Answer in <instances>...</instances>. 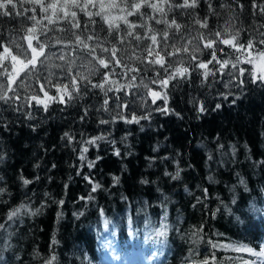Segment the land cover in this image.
<instances>
[{
  "label": "trees",
  "instance_id": "1",
  "mask_svg": "<svg viewBox=\"0 0 264 264\" xmlns=\"http://www.w3.org/2000/svg\"><path fill=\"white\" fill-rule=\"evenodd\" d=\"M110 2L119 4L121 0H105L106 4ZM209 2L214 13L209 11L205 0H200L195 9L173 7L171 10L162 0H151L163 9L164 15L145 7L141 11L146 12V16L132 15L127 19L138 25L131 29L136 35H150L148 28L157 33L167 30L170 42L181 45H186L188 40L198 43L193 38L198 33L207 34V29L196 23L204 17H207L209 27L216 31H222V27L230 22L234 25L233 31L240 30L241 41L254 38L258 42L261 39L264 17L252 14L253 0ZM237 4H243L244 9L241 11ZM34 7L20 2L13 10L19 15L14 18L0 16L3 21L0 38L5 42L15 39L26 46L22 37L26 27L35 24V20L25 18L33 15L41 21L39 27L44 31L70 27L62 21L49 25L42 11L35 14L31 11ZM77 12L81 29L73 31L82 33V39L100 29L103 22L94 17L97 23L89 25L85 31L83 25L89 18L79 10ZM118 12L119 9L113 10V22H119ZM173 18L182 26L175 36L173 28L155 22ZM120 27L126 33V26L121 23ZM104 28L107 29L106 24ZM181 33L183 38L178 41ZM98 34L104 38L107 32L98 31ZM48 35L74 41L67 32L49 31ZM123 39L124 43L118 44L123 50L121 58L141 71L128 73V76L136 75L132 82L135 87L117 92L112 86L113 91L107 93L108 105L103 104L104 92L91 88L84 81L81 87H87V93L66 105L50 103L48 112H44L42 106L39 111L27 106L29 102L35 104L26 97L33 95L39 87L37 77L44 82L52 73L53 83L63 80L66 73L61 68L67 69L69 65L59 60V55L65 54L66 61L75 60L74 72L87 74V67L81 65H87L90 57L85 52L73 53L71 48L63 45L48 49L49 54H56L48 63L61 67L38 66L37 72L28 78L21 72L16 83L11 85L13 91L7 92L11 99L8 103L0 100V223L5 221L9 211L25 205L20 217L8 222L5 231H0V264H43V260L53 253L57 257L56 264H135L141 258L145 264H202L205 259L209 264H242V260L255 259L246 252L222 246L246 244L259 251L264 245V86L248 84L241 93L234 84L225 87L230 77L217 74L202 82V77L198 76L200 70H197L190 79L169 83L167 106L174 111L164 115L152 111L156 105L141 85L143 80L150 88L157 89L151 81L159 79L157 72L163 74L158 65L147 63L153 57L144 51V45L151 41H136L126 34ZM52 43L49 41L50 45ZM87 43L95 46L97 41ZM188 47L191 52V45ZM199 47L203 49V44ZM219 47L231 51L223 44ZM207 51L203 49L202 53L193 54L204 59ZM97 53L108 55L100 53L99 49ZM222 55L218 53V57ZM137 56L143 62L136 60ZM180 58L189 61V56L184 53L166 60L175 63ZM237 67L249 66L240 64ZM230 70L236 72V69ZM124 72L125 69L117 68V74L109 79L127 85L129 80ZM89 79L98 83L101 77L95 75ZM0 83L8 87L6 77L0 76ZM47 87L52 95L55 88ZM220 93L230 95L225 100ZM39 95L43 97V93ZM17 96L19 99L15 98ZM116 97L122 99L117 101ZM193 101L206 105L207 111L198 113ZM124 102L128 103L127 109L116 107L117 103ZM161 103L157 100V104ZM217 103L221 108L213 110ZM105 107L109 111L105 112ZM85 108L88 115L82 121L80 117ZM148 111H152L150 119L141 120L139 124L125 123L117 116L120 113L129 118L133 112L140 115ZM27 112H33L35 119H27ZM114 116L117 118L113 122ZM101 120L109 123L101 124ZM30 125H36V130L33 131ZM65 132L73 137L71 142L64 137ZM98 136L106 139L97 140L96 145L84 143ZM82 147L88 148L84 161L79 159ZM117 149L119 156L115 155ZM97 156L102 159L96 161ZM88 161H96L92 169L87 167ZM177 168L182 169L179 180L164 175L165 172L175 174ZM85 175L101 187L92 192V185L83 178ZM209 176L216 182H210ZM113 177H119V182H114ZM23 179L31 183L24 185ZM241 179L244 184H240ZM142 180L147 183H141ZM205 189H208L207 197ZM89 196L93 198L81 199ZM165 211L166 240L154 234L161 226ZM212 213H215L214 217ZM104 219L111 221L107 229ZM53 240L58 243L53 244ZM209 240L218 247L212 248Z\"/></svg>",
  "mask_w": 264,
  "mask_h": 264
},
{
  "label": "snow or ice",
  "instance_id": "2",
  "mask_svg": "<svg viewBox=\"0 0 264 264\" xmlns=\"http://www.w3.org/2000/svg\"><path fill=\"white\" fill-rule=\"evenodd\" d=\"M20 2L34 5L35 7L31 9L34 14L38 13V11H42L45 14L44 19H47L49 25H55L56 22L62 21L65 24L70 25V27L59 29L53 27L48 29V31H44L42 27H39L41 21L36 19V15H33L25 18L26 20H35V24L26 27V34L22 37L26 42V46L25 44L17 42L15 39L5 42L0 38V70H2L0 71V76L6 77L8 84V87L5 88V85L0 83V100H3L5 103H8L9 99H11L7 95V92L13 91L11 85L16 83L21 72L25 73V78H28L37 72L38 66L61 67L59 65H50L48 63L52 56L56 55L55 53L49 54L48 49L50 46L55 47L57 45H63L66 48H71L73 53L77 51L85 52L86 55L90 57L87 65H81L82 67H87V74L84 72H74L75 60L66 61L65 54L59 55L58 59L65 61L69 65L67 69L61 68V70L66 73L63 80H67L68 82L64 83L63 80H61L60 82L53 83L50 78L53 75L52 73H49V77H46L44 82H40L39 77H37L39 87L35 90L33 95L26 97L27 100L34 101L35 104L29 102L27 106L33 108L35 111H39L42 106L43 111L48 112L50 103L66 105L68 102L87 93L89 89L87 87H81V83L84 81H86L87 85H90L91 88H99L103 91L106 97L103 104L108 105L109 100L107 98V93L113 91L112 86H115V91L117 92L123 91L125 88L135 87L136 85L132 82L135 81L137 77L136 75L128 76V73H138L141 71L138 67H132L129 64H126L120 56V53L123 50L118 47V44L124 43V34L134 37L136 41H142L145 39L150 40V44L144 45V51L147 52L149 56L153 57L152 59L147 60V63L150 65H158L159 68L163 70V74L157 72V75L159 76L158 80L153 79L151 81L152 84L158 86L157 89L150 88L147 83H144L143 80H141V85L147 90L148 95L151 97L152 104L156 105L152 111L164 115L173 113L174 110L167 106L169 97L167 89L169 83L171 81H177V83H179L180 81L190 79L192 74L196 73L197 70H200L198 76L202 77V82L207 81L210 76L215 77L217 74L230 77L231 79L225 84V87L234 84L235 87L241 89V93L246 89L248 84H259L264 86V47H260L264 46V32H260L261 39L258 42H255L254 38H248L246 41H241L240 30L233 31L234 25H231L230 22L227 26L222 27V31H216L209 27L208 19L207 17H204L203 19L196 20V23L201 28L207 29V34L198 33V35L193 38L198 43H193V40H188L186 45H181L178 42L171 43L169 40V32L167 30L157 33V31L152 28H148L150 35H136L131 29L138 27V25L133 21H129L127 19L128 16L136 15L138 18L146 16L147 13L141 11V9L145 7L159 11L161 15L165 14L163 9L159 8L157 4L151 3V0H121L119 4L112 2L106 4L105 0H15V2L14 0H0V16L14 18L15 15H19V13H14L13 10L17 7V3ZM162 2L168 5L169 10L173 7L179 9H195L200 4V0H162ZM205 2L208 4L209 11L214 13L215 10L209 0H205ZM222 7H229V5H222ZM237 7L241 11L244 9L243 4H237ZM251 7L254 9L252 13L253 15L259 14L264 17V2L257 3L256 0H253ZM91 9L96 10L92 11ZM105 9H107V11ZM114 9H119V12L117 13L119 22H113L111 19ZM77 10L84 13V15L89 18L83 25L85 31L89 29V25H95L97 23L94 17H99L103 23L100 25L98 31H106L107 35L104 38H101L98 31H95L93 35H88L82 39V33L78 34L76 31H73V29H81V18H78ZM121 12L124 13V15H120ZM2 22L3 21H0V23ZM155 22L157 24L164 23L168 28H173L175 30L173 33L174 36L176 33H180L182 27L177 23L175 18L171 21L157 19ZM121 23L126 26V33L124 29H121ZM105 24L107 25L106 30L104 28ZM146 26L147 25H145V27ZM261 27H264V25H261ZM49 31L70 33L71 37H74V41L67 38L51 37L48 35ZM0 37H2V34H0ZM41 37H44V39ZM109 37H111L110 40ZM182 38L183 34L181 33L177 40L179 41V39ZM92 40L97 41L95 46L87 43V41ZM49 41H53V43L50 45ZM200 43L203 44V49H208L204 59H198V57L193 54L195 52H203V49L199 47ZM220 44L230 48L231 51H225L224 48L219 47ZM188 45H191L192 47L191 52H189ZM97 49H99L100 53H108L107 57L98 54ZM181 53L189 56L188 62H185L183 58L178 59L175 63L166 60L167 57H179L181 56ZM218 53H222L223 55L218 57ZM79 58L80 57L77 56V59ZM129 58L131 59V57ZM144 59H147V57H144ZM136 60L143 62L142 58L139 56L136 57ZM240 64L251 65V67L238 68L237 66ZM18 65L20 66L19 68L17 67ZM210 65L212 67H210ZM217 65L219 67H217ZM117 68L125 69L123 75L129 80L127 85H120L117 81L109 79L111 75L117 74ZM100 69H104L105 71H101ZM230 69H236V72L234 73ZM95 75L101 77L100 82L93 83L92 80L89 79V76ZM22 83L23 81H21V84ZM106 84L109 85V87L105 88ZM47 86L55 88V92L52 95H49V88ZM159 89H164L165 91H160ZM39 93H43V97H41ZM125 94L127 95V93ZM220 95L223 99L227 100L230 93H220ZM15 98L19 99L18 96ZM121 99V97H116L117 101H120ZM237 99H239V97H237ZM157 100H160L163 103L157 104ZM193 102L197 104L196 111L198 113L203 114L207 111V107L203 103L196 101ZM232 103H235V100H233ZM116 107L127 109L128 103H117ZM220 108L221 104L217 103L213 110ZM63 110L64 109H61V111ZM104 111L107 112L109 109L105 107ZM152 111L140 115L133 112L130 114L129 118H125L120 113H117V116L120 119H123L125 123L139 124L141 120H149ZM87 115L88 111L87 108H85L84 115H82L80 119L83 121ZM176 115H179V113H176ZM25 116L29 120L35 119L33 112H27L25 113ZM116 118V116L113 117V122ZM197 118L199 119V116H197ZM100 123L107 124L109 121L101 120ZM30 127L33 131L36 130V125H30ZM64 137H67L69 142L73 139L68 132L64 133ZM104 139L106 138L98 136L91 138L84 143L96 145L97 140ZM87 152V147L81 148L79 157L81 161L87 159L84 155ZM115 155H120L118 149L116 150ZM100 159H102V157H96V161ZM209 159H212L211 155H209ZM96 161H88L87 167L92 169L95 166ZM53 167H55V165H53ZM181 171L182 169L177 168L175 174L165 172L164 175L170 176L172 180H179L181 178ZM83 178L92 185V192L97 191V189L101 187L99 183H94L90 176L85 175ZM208 179L212 183L216 182L213 180L212 176H209ZM113 180L118 183L119 177H113ZM23 183L24 185H28L31 181L23 179ZM141 183H147V181L142 180ZM240 184H244L243 179L240 180ZM247 190L248 189L245 186V191ZM0 191H2V189H0ZM204 193L205 197H207L208 189H205ZM92 198L93 197L89 196L87 198L82 197L81 199ZM165 199H167V197H165ZM199 200L200 198L197 197L198 202ZM60 203L63 204V201H60ZM233 203H235V198H233ZM193 207H195V205H193ZM24 209L25 205L21 204L19 207L9 211L5 221L0 223V231H5V225L14 219H18L21 211ZM217 211H219V209H217ZM32 215H35V213H32ZM103 215V212H101L102 217ZM212 215L214 217L215 213H212ZM237 219H239V217H237ZM166 220L167 212L165 211L160 228L156 229L154 232L156 237H162L164 240L167 239L168 225L165 223ZM110 223L111 221L108 219L103 220L105 229L109 227ZM129 226L131 227V218H129ZM56 243L58 242L53 240V244ZM208 243L212 248L218 247V245L211 240H209ZM222 247L236 252H246L251 257L255 258L252 260H242V264H264V245L260 246L259 251L246 244L223 245ZM214 260L215 257H213V261ZM56 262L57 257L54 253L43 260V264H56ZM89 264H91V262H89ZM202 264H209V262L205 259Z\"/></svg>",
  "mask_w": 264,
  "mask_h": 264
},
{
  "label": "rangeland",
  "instance_id": "3",
  "mask_svg": "<svg viewBox=\"0 0 264 264\" xmlns=\"http://www.w3.org/2000/svg\"><path fill=\"white\" fill-rule=\"evenodd\" d=\"M244 65H245V66H249V67H251V65H246V64H244ZM138 264H145V263L142 262V260L139 259Z\"/></svg>",
  "mask_w": 264,
  "mask_h": 264
}]
</instances>
